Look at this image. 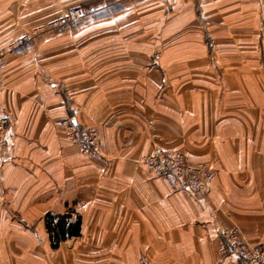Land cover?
<instances>
[{
  "label": "crops",
  "instance_id": "obj_1",
  "mask_svg": "<svg viewBox=\"0 0 264 264\" xmlns=\"http://www.w3.org/2000/svg\"><path fill=\"white\" fill-rule=\"evenodd\" d=\"M78 5L96 12L55 36ZM24 34L0 89V264H222L234 223L264 245V0H0V48ZM155 148L211 168L212 192L152 174ZM48 213L81 234L52 247Z\"/></svg>",
  "mask_w": 264,
  "mask_h": 264
},
{
  "label": "built area",
  "instance_id": "obj_2",
  "mask_svg": "<svg viewBox=\"0 0 264 264\" xmlns=\"http://www.w3.org/2000/svg\"><path fill=\"white\" fill-rule=\"evenodd\" d=\"M96 12L95 7L81 5L70 7L56 24L70 25L89 18ZM34 46V37L24 34L9 46L0 48V89L4 86V68L8 57L23 56ZM10 111L0 106V154L9 146ZM66 137L71 144L78 146L87 157L101 154L99 132L94 128H82L72 117L61 121ZM140 163L156 176L173 179L177 184L186 186L192 193L206 195L212 192L215 174L207 165H193L185 153L178 149L155 148L143 155ZM224 247L222 264H264V245L253 243L243 229L236 223L224 227L220 232Z\"/></svg>",
  "mask_w": 264,
  "mask_h": 264
},
{
  "label": "trees",
  "instance_id": "obj_3",
  "mask_svg": "<svg viewBox=\"0 0 264 264\" xmlns=\"http://www.w3.org/2000/svg\"><path fill=\"white\" fill-rule=\"evenodd\" d=\"M71 215H54L48 213L46 225L52 240V247L58 248L61 241L79 236L81 234V219L70 222Z\"/></svg>",
  "mask_w": 264,
  "mask_h": 264
},
{
  "label": "rangeland",
  "instance_id": "obj_4",
  "mask_svg": "<svg viewBox=\"0 0 264 264\" xmlns=\"http://www.w3.org/2000/svg\"><path fill=\"white\" fill-rule=\"evenodd\" d=\"M58 1V0H57ZM65 14V13H64ZM64 14H63V16H64ZM63 16H61L60 18H58V19H56L54 22H53V26H54V32H55V36H60V37H58V38H60L61 39V36H62V34H63V32L68 28V26L69 25H66V26H61V25H59V24H56L55 25V23L58 21V20H60ZM80 22V21H79ZM77 23V22H76ZM74 24V23H73ZM70 25H72V24H70ZM30 35V34H29ZM32 36V35H31ZM34 37V36H33ZM38 39H41V38H38ZM39 41L37 40H34V46L38 43ZM33 46V47H34ZM156 57H157V54L155 55Z\"/></svg>",
  "mask_w": 264,
  "mask_h": 264
}]
</instances>
